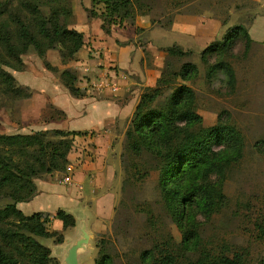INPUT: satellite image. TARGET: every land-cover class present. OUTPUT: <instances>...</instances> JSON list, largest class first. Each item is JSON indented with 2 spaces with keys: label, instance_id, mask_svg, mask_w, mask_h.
Instances as JSON below:
<instances>
[{
  "label": "trees",
  "instance_id": "16d2710c",
  "mask_svg": "<svg viewBox=\"0 0 264 264\" xmlns=\"http://www.w3.org/2000/svg\"><path fill=\"white\" fill-rule=\"evenodd\" d=\"M145 1L91 0L93 12L89 17L100 19L104 33L111 34L113 27L127 23L123 21L135 26L137 8L143 9ZM102 5L104 9L98 13L97 6ZM74 19L72 0H0V87L6 94L26 99L33 96V91L23 96L22 88L15 85V77L7 70L24 71L23 57L31 49L40 58L50 50H58L65 61L76 58L85 42L83 33L71 28ZM239 34L245 35L248 50L252 38L244 25H236L221 41L212 42L201 53L208 76L222 70L232 87L235 71L229 52ZM161 50L166 55L161 74L154 87L142 92L125 133L120 155L123 197L115 208L113 233L117 235L130 225L126 220L128 225L123 226L119 218L128 208L129 189H136L156 176L159 198L156 205L149 200L130 199L134 215L143 217L145 234L149 236L148 247L137 258L132 257L131 262L244 264L238 254L229 258L204 250L201 235L204 221H210L226 205L225 183L231 168L242 159L243 136L229 123L203 126L197 93L187 84L197 80L199 67L193 62L177 66L181 60L190 58L192 51L178 44ZM213 57L217 58L216 63L210 64ZM60 78L74 98L86 96V91L78 87L76 72L66 69ZM59 112V117L65 116ZM82 134L61 129L0 134V264H50L51 250L39 239H53L54 244H61L64 234L49 229L50 213L25 215L18 204L28 203L39 194L36 180L67 173L74 138ZM55 219L62 222L64 231L76 225L73 215L61 209ZM165 220L176 227L180 240L165 229ZM261 230L264 231L262 227ZM96 237L99 252L94 264H116L113 237L101 235L98 242Z\"/></svg>",
  "mask_w": 264,
  "mask_h": 264
},
{
  "label": "rangeland",
  "instance_id": "374dc122",
  "mask_svg": "<svg viewBox=\"0 0 264 264\" xmlns=\"http://www.w3.org/2000/svg\"><path fill=\"white\" fill-rule=\"evenodd\" d=\"M144 3L143 9L137 8L138 16L135 20V25L138 21H141L143 25L135 29L136 38L132 39V42H137L136 47H141L144 53L143 61L151 65L155 59L153 54L157 52L155 44H151L154 42L143 38L142 33L145 30V32H152L144 26L164 28V32L161 31L159 36L165 38L168 35L166 30H172L176 20L183 16L195 18L187 25L197 31L198 41L196 43L198 44L194 46V49L191 48L193 55L178 62L177 66L184 62H193L199 67L197 80L187 84L191 85L197 93L198 113L203 118V126L211 127L218 122L229 123L241 132L244 139L242 159L231 168L225 183L226 205L210 221H204L201 228L202 248L214 256L221 254L233 258L238 254L243 257L244 264H262L264 260V231L261 230V227L264 229V0H146ZM91 7V0H72L73 13L77 11V19H74L71 28H76V25L88 27L85 13L90 18L89 13L93 12ZM103 9V5L102 7L97 6L98 13ZM123 22H127L122 23L126 26L124 28L121 26L117 32L125 33L128 37V30L131 32L134 25H130L129 21ZM178 24L182 25L179 22ZM219 25H222V30L225 26L226 32L233 26L244 25L252 38V43L247 50V39L244 34H239L235 45L229 52L232 54L229 56V61L235 71L233 87L222 70H217L209 77L208 66L201 60V53L209 44L224 38L225 33L220 31ZM173 35L176 40L179 37L185 45L190 46L193 43L185 42L187 37L179 30H176ZM171 40L168 39L166 43L170 44ZM130 41L127 40L124 43L129 44ZM23 58L27 63L24 71L7 70L15 77V85L22 88L21 94L24 96L27 91H33V96L26 99L6 94L0 87V134L34 133L42 131L38 123L54 118H65V116L59 117L61 108L50 102L52 95L42 93V84H45L42 79L44 75L51 74L59 78L62 72L60 68H65L71 61H65L58 50H50L48 58L46 56L40 58L31 49ZM216 59V57L210 58V64H215ZM165 60L166 57L164 61L159 57L160 63H165ZM108 72L107 69L104 72H98L96 68L95 79L99 80L104 73ZM61 86L65 88L62 83ZM69 99L67 97V100ZM71 109L73 111V108ZM72 118L70 116L69 120H60L59 127L63 130L75 128L72 127L74 122ZM122 150L123 144L121 143L118 152L122 153ZM118 171L114 186L113 216L110 221H105L103 233L96 235V241H99L101 235L106 238L113 237L117 254L116 264H135L131 262V258H137L143 248L148 247L146 242L149 236L145 234L147 230H145L143 217L134 215L135 207L131 200L132 198L142 201L149 200L156 205L159 201L156 176L146 180L136 189H129L128 208L120 213L119 218L121 222L123 221V226L126 220L130 225L125 223L128 226L114 235L112 221L117 215L115 208L123 197L121 189L124 171L122 166ZM58 199H54L51 203L48 197V199L37 200L28 206H21L19 209L26 215L50 212L54 206L51 204H57ZM165 223V229L180 240L181 234L176 227L170 221L165 220ZM48 227L50 230L55 229L53 224H49ZM60 233L63 232L60 231ZM63 234L73 240L75 231L69 229ZM94 240L91 242L90 250L80 251L81 264H94L97 259L99 249ZM39 241L42 245L56 250L53 239L41 238ZM62 258V256L61 258L56 257L57 260H51V264L61 263Z\"/></svg>",
  "mask_w": 264,
  "mask_h": 264
},
{
  "label": "crops",
  "instance_id": "0c3cea01",
  "mask_svg": "<svg viewBox=\"0 0 264 264\" xmlns=\"http://www.w3.org/2000/svg\"><path fill=\"white\" fill-rule=\"evenodd\" d=\"M74 15L77 19V11ZM85 16L88 19L86 21L88 27L76 25L74 28L84 35L85 45L80 52L84 51L81 54L79 52L74 60L60 70L71 69L76 72L79 78L78 87L86 91V96L74 98L66 88L61 86L60 77L59 79L52 74L44 75L42 80L45 84H42V93L52 95L50 102L61 108L60 111L64 112L65 118H54L38 123L42 131L61 129L60 120H69L72 116L74 121L72 127L75 128L65 131L84 134L75 137L74 146L69 154L70 164L67 173H55L36 180L39 194L28 203L18 204V208L28 206L37 200L48 199V197L51 203L59 198L57 204H51L54 206L48 212L52 215L50 224H53L55 228L53 230L66 232L63 230L62 222L55 219L56 212L61 209L75 217L76 226L71 229L80 231L85 228L94 240L96 235L103 233L105 221L112 219L115 207V179L121 168V151L118 152V148L124 142L125 131L143 90L154 87L161 74L164 62L160 63L159 57L164 61L166 56L161 49L178 44L185 47L186 51H193L191 48L194 49V46L198 44L196 43L198 34L195 29L187 25L190 24V20L195 19L192 16H183L176 20L173 29L166 30L168 35L165 38L159 36L161 31L164 32V28L149 27V24L148 28L144 26L152 32H145V30L142 33L143 38L146 41L151 39L154 42L151 44H155L154 47L157 50L153 54L154 63L147 65L143 61L144 53L141 47H136V41L132 42V39L136 38L135 29L143 25L141 21H138L132 29L130 28L131 32L128 30L127 37L125 33L117 32L120 27L116 26L112 28L111 34H105L101 28L100 19L88 18L86 13ZM178 22L182 25L180 26ZM219 28L226 34L225 26L223 30L222 25H219ZM176 30L186 35L185 42L193 43L188 46L179 37L176 40L173 35ZM168 39H172L170 44L166 43ZM127 40H131V43L125 44ZM150 48L154 52V48L152 46ZM48 57L49 52L46 54V58ZM96 68L98 72H104L106 69L109 72L96 80L94 75ZM63 89H66L68 93ZM67 97L71 101L67 100ZM63 244L64 240L61 244L55 245ZM50 250L51 264V260L57 259L53 257L54 251Z\"/></svg>",
  "mask_w": 264,
  "mask_h": 264
},
{
  "label": "water",
  "instance_id": "95a60500",
  "mask_svg": "<svg viewBox=\"0 0 264 264\" xmlns=\"http://www.w3.org/2000/svg\"><path fill=\"white\" fill-rule=\"evenodd\" d=\"M66 212V211H65ZM68 214H71L67 212ZM72 215V214H71ZM74 217V216H73ZM75 218V217H74ZM76 226V225H75ZM75 231V236L72 239H69L67 236L64 239V244L61 246H56V250H53V257L62 258V262L60 264H81L80 261V251H88L90 250V245L92 242V236L89 231L85 228L80 231ZM56 256V257H55ZM51 257V255H50Z\"/></svg>",
  "mask_w": 264,
  "mask_h": 264
}]
</instances>
